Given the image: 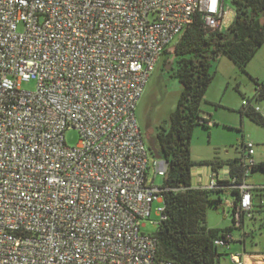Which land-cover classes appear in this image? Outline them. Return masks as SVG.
I'll return each instance as SVG.
<instances>
[{
  "label": "built area",
  "instance_id": "1",
  "mask_svg": "<svg viewBox=\"0 0 264 264\" xmlns=\"http://www.w3.org/2000/svg\"><path fill=\"white\" fill-rule=\"evenodd\" d=\"M229 11L224 0H0V264H157L141 228L153 203L161 218L163 189L148 173L165 177L167 163L135 109L194 16L221 31ZM247 180L234 186L237 222L251 218ZM228 259L244 264L241 253Z\"/></svg>",
  "mask_w": 264,
  "mask_h": 264
},
{
  "label": "trees",
  "instance_id": "2",
  "mask_svg": "<svg viewBox=\"0 0 264 264\" xmlns=\"http://www.w3.org/2000/svg\"><path fill=\"white\" fill-rule=\"evenodd\" d=\"M234 18L225 30L207 28L196 14L192 23L172 44L173 52L165 50L169 75L181 86L175 109L164 125L154 131L155 146L161 159L167 162L166 175L160 186L163 211L157 222V230L151 235L156 241V263L171 264H221L224 246L216 241L229 243L232 228L211 229L206 226L209 210L224 206V191L230 189L233 198L230 213L239 208L240 192L234 186L249 178L252 172H264V163L254 164L249 173L246 144H241L240 157L221 161L214 157L201 165L209 166L213 172L227 168L228 179L217 181L211 188H194L191 171L195 164L190 158L191 139L196 127L209 129V120L202 117L201 105L214 74L211 64L221 56L229 58L245 72V68L260 47L264 45V0H231ZM161 57V58H162ZM259 95L254 102L264 99V85H259ZM256 125L264 128V117L253 107L238 111ZM251 218L263 210L264 186L251 189ZM260 201V202H259ZM264 261V258H246L244 264Z\"/></svg>",
  "mask_w": 264,
  "mask_h": 264
},
{
  "label": "rangeland",
  "instance_id": "3",
  "mask_svg": "<svg viewBox=\"0 0 264 264\" xmlns=\"http://www.w3.org/2000/svg\"><path fill=\"white\" fill-rule=\"evenodd\" d=\"M224 3L225 10L232 8L231 0H224ZM172 52L171 44L167 53L172 54ZM166 60L165 56L160 59L135 109L136 123L146 144L149 143L150 138H154L156 127L164 125L168 120L170 113L175 109L181 90L178 81L167 73L170 65L168 61L165 62ZM211 72L214 78L206 91L201 109L211 117L213 125H210L209 129L202 127L194 129L190 146L191 160L196 162L212 160L214 157L238 158L242 153L241 144L251 142L254 145V159H260L258 163H264V128L245 116L241 117L238 113L243 101L252 97V92L256 88L253 80L259 85H264V45L248 63L245 72L226 56H221L212 62ZM35 87L36 83L33 80L22 83L24 90L32 91ZM253 105L261 107L264 115V99L254 102ZM78 139L75 130L65 133V142L68 146H75ZM148 176L149 181L154 179L156 186L162 185L164 177L155 175L152 167ZM249 181L251 184L261 182L264 186V172H252ZM261 202H263V210L256 212L255 218L262 222L264 227V197ZM157 206L153 203L150 218L142 223L141 231L145 234H152L157 230L156 223L159 221V216L155 214ZM219 209L208 211L206 221L208 219L209 225L214 223V219L215 222L221 219L222 209ZM227 219L225 224H229L230 220ZM253 248L255 251L264 252V228L258 234Z\"/></svg>",
  "mask_w": 264,
  "mask_h": 264
},
{
  "label": "crops",
  "instance_id": "4",
  "mask_svg": "<svg viewBox=\"0 0 264 264\" xmlns=\"http://www.w3.org/2000/svg\"><path fill=\"white\" fill-rule=\"evenodd\" d=\"M229 18L233 20L234 18V12L229 9ZM149 82V81H148ZM260 87H257L252 92V97L248 98V100L252 101V105L254 104L253 98L257 97L259 95ZM255 106V105H253ZM258 107V106H257ZM259 108V112L263 117L262 109ZM202 117L206 120L210 119V122L208 123V126L213 125L212 119L209 115H207L204 111H202ZM241 116V115H240ZM243 117V116H241ZM255 153H253V156ZM252 156V157H253ZM221 161H227L232 160L231 158L221 159L219 157H216ZM235 159V158H233ZM253 160L256 164L260 162V159L255 160L253 157ZM210 160L205 161H196L194 162L195 165L192 168L191 171V184L194 188H205L209 186L211 183H215L217 181H225L228 179V170L227 168H223L218 170L217 173L213 172L212 169L207 165H201L204 162H207ZM250 175V174H249ZM247 182L252 186H262L261 182H256L255 184H251L249 181V178ZM231 190L228 189L224 191V206L222 209V216L221 219L215 222V219L213 220V224H208V219L206 221V226L211 229H224V228H232L231 235L229 237V243L224 247L223 250V256L221 257L222 264H230L228 256L230 253H241L243 255L244 262L246 258H264V252L255 251L253 248L256 245L258 234L261 233L263 230L262 222H260L258 219L255 218V220H249L248 218L242 219L241 222H237L234 218V216L230 213L231 206L233 204V198L230 194ZM220 210V209H219ZM229 218V224H225V221H227ZM252 264V263H251Z\"/></svg>",
  "mask_w": 264,
  "mask_h": 264
},
{
  "label": "water",
  "instance_id": "5",
  "mask_svg": "<svg viewBox=\"0 0 264 264\" xmlns=\"http://www.w3.org/2000/svg\"><path fill=\"white\" fill-rule=\"evenodd\" d=\"M148 146H149V150H150L153 158L157 159V160H161V156L158 154V151H157L156 146H155V139L154 138L149 139ZM165 163H167V162L165 161Z\"/></svg>",
  "mask_w": 264,
  "mask_h": 264
},
{
  "label": "bare ground",
  "instance_id": "6",
  "mask_svg": "<svg viewBox=\"0 0 264 264\" xmlns=\"http://www.w3.org/2000/svg\"><path fill=\"white\" fill-rule=\"evenodd\" d=\"M253 264H264V262H255Z\"/></svg>",
  "mask_w": 264,
  "mask_h": 264
}]
</instances>
